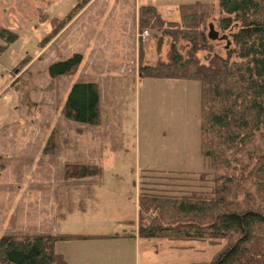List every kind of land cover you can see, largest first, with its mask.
<instances>
[{"label":"rangeland","instance_id":"1","mask_svg":"<svg viewBox=\"0 0 264 264\" xmlns=\"http://www.w3.org/2000/svg\"><path fill=\"white\" fill-rule=\"evenodd\" d=\"M195 2L217 18V0H0V26L17 35L0 55V236L81 237L56 243L66 264H209L222 250L225 241L138 243L114 237L136 228L143 183H177L163 177L207 171L199 151V84L179 81L165 88L150 79L140 83L139 73L134 83L140 45L136 57L131 44L116 41L131 26L137 40L148 31L141 40L143 60L155 64L157 53L165 57L168 40L159 52L158 33L139 29V8L154 4L165 21L179 22V7ZM79 3L83 7L70 28L46 43ZM100 26L107 33L98 45L92 40ZM220 37L212 40L213 52L224 56L229 45ZM74 53L83 55L74 75L49 74L51 64ZM198 58L205 63L207 55L198 52ZM123 69L126 76L118 74ZM95 77L101 87L100 124L66 119L72 86ZM67 165L100 172L66 178Z\"/></svg>","mask_w":264,"mask_h":264},{"label":"trees","instance_id":"2","mask_svg":"<svg viewBox=\"0 0 264 264\" xmlns=\"http://www.w3.org/2000/svg\"><path fill=\"white\" fill-rule=\"evenodd\" d=\"M82 7L77 4L60 27ZM217 10V18L212 19L205 5H182L180 21L169 22L154 6L139 8V29L158 33L159 52L168 40L165 57L157 53L155 64L143 60L141 45L139 77L199 84V151L207 171L198 176L163 177L177 183H143L136 228L114 237L225 241L209 264H264V0H217ZM213 25L214 32L227 39L224 56L213 52L208 38ZM16 40L14 32L0 26V55ZM198 52L206 53L205 63ZM82 60L81 54L74 53L51 64L49 74L74 75ZM100 105L96 83H76L65 101L64 116L97 126ZM99 172L95 166L67 165L65 177L81 179ZM79 239L5 234L0 236V264H66L55 251L56 243Z\"/></svg>","mask_w":264,"mask_h":264},{"label":"crops","instance_id":"3","mask_svg":"<svg viewBox=\"0 0 264 264\" xmlns=\"http://www.w3.org/2000/svg\"><path fill=\"white\" fill-rule=\"evenodd\" d=\"M151 6H154L156 9H158V12H159V14H161L162 15V13H161V11L159 10V8H157V6L156 5H154V4H150ZM91 5H86L84 8H83V10L81 11V13L80 14H78L77 16L79 17V16H83L84 14H85V12H87L88 11V9H89V7H90ZM137 6H135V9L137 10ZM77 18V17H76ZM75 21V19H73L72 21H70L69 23H67V24H65V26H63L60 30H59V32L56 34V36H55V38H53L52 39V41L51 42H53V41H56V39L58 40L60 37L59 36H61L64 32H66L69 28H70V26L73 24V22ZM135 25L137 26V17L135 18ZM104 28L105 27H103V26H100V30L98 31V35L99 36H94L93 37V40H92V42H94V43H96L97 41H99V37H100V35L102 34V33H107L105 30H104ZM132 28H133V26H131V27H129V29H128V32H127V35H125V36H122V37H118V39L116 40V41H118L121 45H125V44H127V45H129L130 46V44L133 46V49H134V53H135V56L137 57V55H136V53L137 52H135V51H138L137 49H139V45H140V47H141V40L142 39H136V35H135V30H134V34H133V36L131 35V33H130V30H132ZM136 29V28H135ZM103 37H105V36H103ZM98 39V40H97ZM102 43H104V41H102ZM96 44H98V42L96 43ZM139 44V45H138ZM98 45H100V43L98 44ZM93 46H94V44H93ZM88 47V46H87ZM124 51H125V49H124V47L122 48V53H124ZM83 56V55H82ZM136 60H137V58H136ZM83 61V60H82ZM98 64V63H97ZM105 74H107L108 73V69H106V70H104L103 71ZM118 74H121L122 76H126V70L125 69H123V71H120ZM117 74V75H118ZM94 75V74H93ZM94 76H96V75H94ZM137 76H138V69L136 68V70L134 71V83H137L138 82V79H137ZM93 77V76H92ZM142 80L143 79H141L140 80V83L142 82ZM91 82H94V83H96L97 85H98V89H99V92H100V104H101V87H100V85H99V82H98V77H95L94 79H92L91 80ZM154 82H156V83H154V84H158V83H160V84H162V86L163 87H165V88H168L169 87V85H173V86H175V87H177L175 84H176V82H179V81H162V80H154ZM136 239V241H138V243H140L141 241H146V242H148V240H143V239H139V238H135ZM151 241V240H150Z\"/></svg>","mask_w":264,"mask_h":264},{"label":"water","instance_id":"4","mask_svg":"<svg viewBox=\"0 0 264 264\" xmlns=\"http://www.w3.org/2000/svg\"><path fill=\"white\" fill-rule=\"evenodd\" d=\"M208 38H209L210 40H214V39L217 38V33L213 31L212 26H209Z\"/></svg>","mask_w":264,"mask_h":264},{"label":"built area","instance_id":"5","mask_svg":"<svg viewBox=\"0 0 264 264\" xmlns=\"http://www.w3.org/2000/svg\"><path fill=\"white\" fill-rule=\"evenodd\" d=\"M147 36H148V31H144V32L139 36V38L143 40V39H145Z\"/></svg>","mask_w":264,"mask_h":264}]
</instances>
